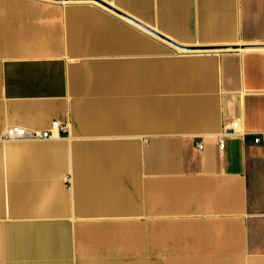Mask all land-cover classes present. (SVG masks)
<instances>
[{
	"label": "crops",
	"instance_id": "0c3cea01",
	"mask_svg": "<svg viewBox=\"0 0 264 264\" xmlns=\"http://www.w3.org/2000/svg\"><path fill=\"white\" fill-rule=\"evenodd\" d=\"M3 11L0 264H264V0Z\"/></svg>",
	"mask_w": 264,
	"mask_h": 264
},
{
	"label": "built area",
	"instance_id": "2783aa9c",
	"mask_svg": "<svg viewBox=\"0 0 264 264\" xmlns=\"http://www.w3.org/2000/svg\"><path fill=\"white\" fill-rule=\"evenodd\" d=\"M66 127V125H61L59 121H53L49 128L44 130H34L21 125L9 126L3 134V139H41L49 138L55 135V131ZM247 130L243 127L239 119H233L230 124L224 125L221 134L219 135V144L223 148L225 146L226 137L230 135H235L242 137ZM261 140L260 136L255 137V141L259 142ZM202 146V143H200Z\"/></svg>",
	"mask_w": 264,
	"mask_h": 264
},
{
	"label": "rangeland",
	"instance_id": "374dc122",
	"mask_svg": "<svg viewBox=\"0 0 264 264\" xmlns=\"http://www.w3.org/2000/svg\"><path fill=\"white\" fill-rule=\"evenodd\" d=\"M5 1H6V0H2L3 5L5 4ZM3 7H4V6H3ZM3 10H4V9H3ZM1 14H3V16L0 17V22L2 23V25H5L6 21H8L9 18H6V17H5V12H4V11H3ZM1 42H2L3 45L6 44V40H5V39H3ZM4 53H5V52L0 53V54H4ZM12 140H15V139H12ZM16 140H17V139H16Z\"/></svg>",
	"mask_w": 264,
	"mask_h": 264
}]
</instances>
